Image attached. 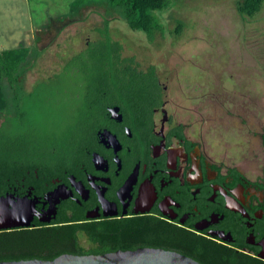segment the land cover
I'll list each match as a JSON object with an SVG mask.
<instances>
[{"label":"rangeland","instance_id":"obj_1","mask_svg":"<svg viewBox=\"0 0 264 264\" xmlns=\"http://www.w3.org/2000/svg\"><path fill=\"white\" fill-rule=\"evenodd\" d=\"M238 1L168 0L166 10L155 12L163 30L150 41L107 3L0 0V51L24 50L18 83L27 96L90 44L112 37L141 70L156 68L168 111L192 139L257 180L264 172V4L247 17L238 13ZM1 95L0 126L17 110L5 77ZM61 109L47 120L48 129L63 123ZM80 242L91 247L84 235Z\"/></svg>","mask_w":264,"mask_h":264},{"label":"flooded vegetation","instance_id":"obj_2","mask_svg":"<svg viewBox=\"0 0 264 264\" xmlns=\"http://www.w3.org/2000/svg\"><path fill=\"white\" fill-rule=\"evenodd\" d=\"M158 84L154 97L132 101L102 90L101 122L79 159L3 181L0 207L24 202L33 220L0 234L52 227L62 217H150L223 249L219 264H264V172L250 180L192 139L168 111L160 77Z\"/></svg>","mask_w":264,"mask_h":264},{"label":"trees","instance_id":"obj_3","mask_svg":"<svg viewBox=\"0 0 264 264\" xmlns=\"http://www.w3.org/2000/svg\"><path fill=\"white\" fill-rule=\"evenodd\" d=\"M98 3L119 10L130 29L143 32L150 41L163 30L155 12L166 10L168 0H88L86 5ZM263 4L264 0H239L237 11L254 17ZM80 5L74 3L77 8ZM179 26L178 31L182 23ZM86 51L73 57L63 73L40 83L27 96H21L18 83L24 50L0 51V77H5L14 89L17 109L0 129V187L7 178H21L29 170H38L42 175L44 167L54 169L71 158L79 159L85 140L101 122L105 107L99 98L102 90L121 91L130 101L150 99L161 91L156 68L141 70L135 58L123 57L122 46L112 37H102ZM57 109L63 111V123L48 129L47 120ZM179 129V137L183 138L184 127ZM80 235L89 240L88 250L82 246ZM139 248L176 251L202 264H219L218 260L225 257L223 249L215 244L150 217L91 223L78 217H62L52 227L0 234V262L51 261L63 254L102 255Z\"/></svg>","mask_w":264,"mask_h":264},{"label":"water","instance_id":"obj_4","mask_svg":"<svg viewBox=\"0 0 264 264\" xmlns=\"http://www.w3.org/2000/svg\"><path fill=\"white\" fill-rule=\"evenodd\" d=\"M5 200V199H4ZM33 216L21 202L13 209L0 207V230L29 227ZM0 264H202L176 251L161 248H139L134 251H117L102 255L63 254L54 260H23Z\"/></svg>","mask_w":264,"mask_h":264},{"label":"crops","instance_id":"obj_5","mask_svg":"<svg viewBox=\"0 0 264 264\" xmlns=\"http://www.w3.org/2000/svg\"><path fill=\"white\" fill-rule=\"evenodd\" d=\"M28 18H29V20L31 21V17H30V16H28Z\"/></svg>","mask_w":264,"mask_h":264}]
</instances>
